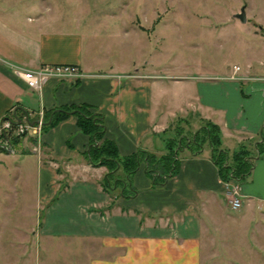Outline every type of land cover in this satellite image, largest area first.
Segmentation results:
<instances>
[{"label": "crops", "instance_id": "obj_1", "mask_svg": "<svg viewBox=\"0 0 264 264\" xmlns=\"http://www.w3.org/2000/svg\"><path fill=\"white\" fill-rule=\"evenodd\" d=\"M51 9L45 0H0V118L15 107L17 115L25 110L36 114L85 102L103 114L105 136L116 142L121 155L137 149L165 153L162 134L171 128L174 114L170 106L167 113L166 106L157 108L163 93L155 74L138 67L127 73L103 68L111 46L88 43L78 23L61 20ZM44 63L76 64L85 75L50 78L37 90L14 70V65ZM232 64L239 66L237 77H229L231 67L218 77L185 76L183 112L195 117V128L203 120L216 124L228 152L244 142L254 153L264 127V56ZM89 143L71 113L39 137L22 135L13 151L0 149L4 209L13 206L6 199L14 183L22 185L29 177L35 183L31 203L39 213L34 226H24L31 227L29 234L76 241L81 264H226L216 259L242 257L233 243H247L243 251L249 249L253 256L259 253L254 247L264 249V148L254 156L245 183L236 182L241 205L232 209L208 146L193 152L186 146L177 149V166L160 183L152 182L141 161L124 183L125 192L114 194L102 183L107 167L88 159ZM3 215L0 225L6 227ZM20 226L11 223L8 231L22 238L27 231ZM6 231L0 229V236ZM250 239L258 246L248 245ZM5 247L0 244L5 263L27 258L25 244L16 251Z\"/></svg>", "mask_w": 264, "mask_h": 264}, {"label": "rangeland", "instance_id": "obj_2", "mask_svg": "<svg viewBox=\"0 0 264 264\" xmlns=\"http://www.w3.org/2000/svg\"><path fill=\"white\" fill-rule=\"evenodd\" d=\"M45 1H49L51 10L59 14L61 20L69 24L78 23L81 31L88 35V43L111 46L106 57L107 65L103 68L112 66L115 73H127L138 67L140 71L155 74L163 93L157 97V108L163 110L166 106L167 113L170 106L174 114L171 128L162 135L176 143L178 139L180 142L182 135L189 136L198 124L194 116L185 117L183 112L187 106L181 101L180 94L182 91L186 94L185 76L202 74L218 77L234 62L241 64L246 57L264 56V49L260 46L261 32H264V0ZM240 6L244 9V21L234 16ZM203 146L207 148L206 143ZM32 180L29 177L22 185L19 181L13 184V191L6 199L8 204L13 203L9 209L3 207L5 198L3 190H0L1 223L5 218L3 214L8 217L7 226L0 225L2 231L7 229L1 233L0 244L14 251L24 244L28 248L26 259L15 258L11 264H20L17 261L22 264H81L76 241L31 235L28 232L31 227H24L26 224L34 226L39 213L31 203L35 199ZM240 183H245V180ZM111 192L116 194L118 189ZM17 222L20 229L27 231L22 238L8 231L10 224ZM233 244L240 247L242 257L216 259V262L264 264V249L254 247L259 253L253 256L249 249L243 251L242 247L247 243ZM248 245L258 246L252 239ZM0 264L8 263L0 259Z\"/></svg>", "mask_w": 264, "mask_h": 264}, {"label": "trees", "instance_id": "obj_3", "mask_svg": "<svg viewBox=\"0 0 264 264\" xmlns=\"http://www.w3.org/2000/svg\"><path fill=\"white\" fill-rule=\"evenodd\" d=\"M15 110L17 111L18 107H15ZM71 113L76 115L81 131L89 135L90 143L87 149L89 161L94 165L107 167L102 183L104 188L110 191L118 189L124 193L127 188L124 183H129L132 173L138 169L141 161L144 171L151 176L153 183L163 182L164 176L168 172L171 174L177 166V149L186 146L193 152L205 143L210 148V158L216 165L219 178L240 182L249 176L254 156L260 154L264 148V127L258 133L259 141H255L254 153H250L244 142L228 152L221 146L217 125L209 120H203L189 136L180 137L178 147L175 140L166 139V151L163 154L155 155L146 150L137 149L129 154L121 155L116 142L105 136L103 114L85 102L60 105L45 111L43 130L55 125ZM18 117L19 115L16 114V118ZM12 121L15 122L13 119ZM20 137L15 136L12 142L17 144ZM129 188H132L131 185L128 186Z\"/></svg>", "mask_w": 264, "mask_h": 264}, {"label": "built area", "instance_id": "obj_4", "mask_svg": "<svg viewBox=\"0 0 264 264\" xmlns=\"http://www.w3.org/2000/svg\"><path fill=\"white\" fill-rule=\"evenodd\" d=\"M14 70L25 80L29 87L37 90H40L42 85L50 78L76 80L85 75L78 65L71 63H44L37 67L14 65ZM238 70L239 66L232 64L229 77H237ZM44 121L43 110L36 112V114L25 110L16 118V111L11 108L6 115L0 118V149L13 151L15 144L12 140L15 136L31 133L39 137L43 131ZM222 181L225 185V195L229 207L237 209L241 205V195L238 191L237 181L234 179Z\"/></svg>", "mask_w": 264, "mask_h": 264}, {"label": "water", "instance_id": "obj_5", "mask_svg": "<svg viewBox=\"0 0 264 264\" xmlns=\"http://www.w3.org/2000/svg\"><path fill=\"white\" fill-rule=\"evenodd\" d=\"M234 16H236L240 21L245 20V13H244L243 6L239 7V10L234 13Z\"/></svg>", "mask_w": 264, "mask_h": 264}]
</instances>
